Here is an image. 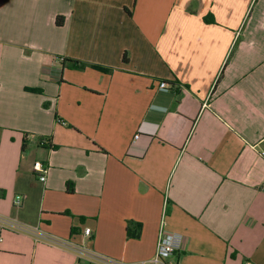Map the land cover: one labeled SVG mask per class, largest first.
Returning a JSON list of instances; mask_svg holds the SVG:
<instances>
[{"label": "crops", "instance_id": "crops-1", "mask_svg": "<svg viewBox=\"0 0 264 264\" xmlns=\"http://www.w3.org/2000/svg\"><path fill=\"white\" fill-rule=\"evenodd\" d=\"M16 220L129 264L164 222L160 264H264V0H0V264H75Z\"/></svg>", "mask_w": 264, "mask_h": 264}, {"label": "built area", "instance_id": "built-area-1", "mask_svg": "<svg viewBox=\"0 0 264 264\" xmlns=\"http://www.w3.org/2000/svg\"><path fill=\"white\" fill-rule=\"evenodd\" d=\"M160 89L168 90L167 84L162 82L160 84ZM139 137V134L136 135ZM43 142L45 140H42ZM35 169L40 172L39 179L43 182L47 180V174L49 171V166L41 161L35 163ZM24 196L22 194H17L14 198V204L17 206L22 205ZM13 227L29 232L38 238H42L49 243L58 245L60 247L70 249L77 254V260L75 264H129L122 260L115 259L113 257L107 256L105 254L99 253L94 250L88 243L85 242H75L73 240L62 239L49 234L42 233L38 228L32 227L30 225L21 223L19 221H8ZM84 236L90 238L92 236V228H84ZM185 236L181 233L170 232L165 230V223H162V229L160 230L158 243L156 248V253L151 259L153 264H160L165 257L173 255L174 253L180 251L184 247ZM141 264H146L142 261ZM244 264H253L251 261H246Z\"/></svg>", "mask_w": 264, "mask_h": 264}, {"label": "trees", "instance_id": "trees-1", "mask_svg": "<svg viewBox=\"0 0 264 264\" xmlns=\"http://www.w3.org/2000/svg\"><path fill=\"white\" fill-rule=\"evenodd\" d=\"M58 23L59 24L62 23V17L58 18ZM123 59H124V61H127V53H124ZM86 64L87 63L83 62V61L74 60V59H67V58H65L64 62H63L64 66H68V67H72V68H84L86 66ZM100 68H102V67H100ZM102 69L103 70H109L106 68H102ZM129 235H131V233Z\"/></svg>", "mask_w": 264, "mask_h": 264}]
</instances>
